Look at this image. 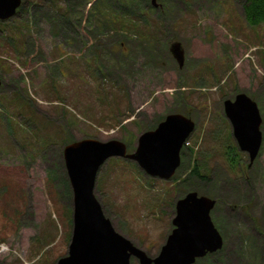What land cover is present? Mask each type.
<instances>
[{"label": "rangeland", "instance_id": "1", "mask_svg": "<svg viewBox=\"0 0 264 264\" xmlns=\"http://www.w3.org/2000/svg\"><path fill=\"white\" fill-rule=\"evenodd\" d=\"M241 92L262 117L253 161L225 114ZM173 113L194 122L175 174L108 158L94 189L105 215L156 257L177 201L196 191L216 200L223 247L194 264H264V22L250 25L237 0H22L0 19V263L57 264L68 254L66 145L117 139L132 153ZM196 164L208 177L184 182Z\"/></svg>", "mask_w": 264, "mask_h": 264}, {"label": "water", "instance_id": "2", "mask_svg": "<svg viewBox=\"0 0 264 264\" xmlns=\"http://www.w3.org/2000/svg\"><path fill=\"white\" fill-rule=\"evenodd\" d=\"M151 2L159 5V0ZM21 3L0 0V19L14 16ZM171 49L182 65L180 43H174ZM224 108L240 149L253 161L263 141L257 102L241 92L234 100L226 99ZM193 129L191 118L173 113L155 129L142 133L132 153L117 139L86 138L66 145L64 155L73 190V230L68 254L57 264H131L132 257L140 264H194L197 258L221 249L223 237L210 215L216 203L211 197L192 191L177 201L174 228L159 255L152 257L116 231L94 194L98 171L112 156L134 159L150 175L170 179L180 166L182 146Z\"/></svg>", "mask_w": 264, "mask_h": 264}, {"label": "trees", "instance_id": "3", "mask_svg": "<svg viewBox=\"0 0 264 264\" xmlns=\"http://www.w3.org/2000/svg\"><path fill=\"white\" fill-rule=\"evenodd\" d=\"M243 6L244 16L250 25H259L264 22V0H237ZM123 11L127 10L124 5ZM208 172L200 170L199 165H194L186 179L183 181H190L191 178L200 177L207 178ZM176 179V178H175Z\"/></svg>", "mask_w": 264, "mask_h": 264}]
</instances>
